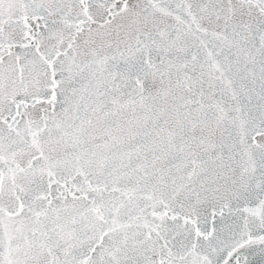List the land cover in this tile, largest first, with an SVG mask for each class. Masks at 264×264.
Returning a JSON list of instances; mask_svg holds the SVG:
<instances>
[{
    "label": "snow or ice",
    "instance_id": "6c2138e0",
    "mask_svg": "<svg viewBox=\"0 0 264 264\" xmlns=\"http://www.w3.org/2000/svg\"><path fill=\"white\" fill-rule=\"evenodd\" d=\"M0 264H264V0H0Z\"/></svg>",
    "mask_w": 264,
    "mask_h": 264
}]
</instances>
